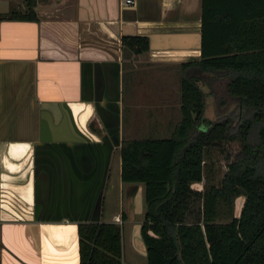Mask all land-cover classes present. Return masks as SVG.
<instances>
[{
  "label": "crops",
  "instance_id": "crops-1",
  "mask_svg": "<svg viewBox=\"0 0 264 264\" xmlns=\"http://www.w3.org/2000/svg\"><path fill=\"white\" fill-rule=\"evenodd\" d=\"M33 8L35 19L8 17L27 13L26 0H0V264H79V221L144 217V182L121 178V142L174 129L168 66L199 65L182 62L201 58L202 11L199 0ZM124 34L162 40L134 52Z\"/></svg>",
  "mask_w": 264,
  "mask_h": 264
},
{
  "label": "trees",
  "instance_id": "trees-1",
  "mask_svg": "<svg viewBox=\"0 0 264 264\" xmlns=\"http://www.w3.org/2000/svg\"><path fill=\"white\" fill-rule=\"evenodd\" d=\"M34 3L26 0L25 14L5 16L35 19ZM201 11V58L182 63L229 72L228 91L250 113L234 129L228 119H206L194 74L181 79L180 118L169 135L123 137L121 178L145 187L146 260L132 264H264V0H201ZM121 40L134 52L149 48L146 35ZM225 139L241 146L216 182L204 175L211 169L206 156ZM203 178L204 187L193 186ZM240 194L242 206L232 215ZM221 204L230 219L221 217ZM77 226L79 264H129L122 260L119 223Z\"/></svg>",
  "mask_w": 264,
  "mask_h": 264
},
{
  "label": "rangeland",
  "instance_id": "rangeland-1",
  "mask_svg": "<svg viewBox=\"0 0 264 264\" xmlns=\"http://www.w3.org/2000/svg\"><path fill=\"white\" fill-rule=\"evenodd\" d=\"M147 57V52L145 53ZM170 67V68H169ZM163 68V67H159ZM165 68V67H164ZM168 75L171 79L173 78L172 87L175 89V99L178 103L179 92H180V77H196L197 84L202 88L204 92L205 108L204 116L208 120L213 119H228L231 121V129L237 127L240 122L241 116L247 115L250 112L245 107H240L237 98L231 94L227 89V82L230 78V73L223 70L210 69L199 65H188L186 67L181 66L180 63H175L174 65L168 66ZM161 72V73H160ZM163 73L159 71V75ZM175 78V79H174ZM198 79V80H197ZM177 107V106H176ZM179 118V113H175L173 119ZM240 143L238 140H222L215 145L210 147V155L206 156V166H211L210 170H205L204 175L211 180L219 182L223 176L224 171L227 168V163L229 160L233 159L236 153L240 149ZM113 171L116 172L118 168L117 163L113 164ZM119 176L113 173L111 180L116 179ZM207 180L203 178L200 181H194L193 186L202 188L206 184ZM112 192V190H111ZM113 197V192L111 193ZM244 195L240 194L235 197L232 206V215H237L239 209L242 206ZM118 204V201H117ZM142 211V210H141ZM221 212L223 219H230L231 214H229V209L225 208L221 204ZM129 221L124 222L122 226V249H123V259L125 262L132 264L134 262H143L146 260V255L141 253V250H145L144 241L140 234V225L143 218L140 214L138 208L127 209Z\"/></svg>",
  "mask_w": 264,
  "mask_h": 264
},
{
  "label": "water",
  "instance_id": "water-1",
  "mask_svg": "<svg viewBox=\"0 0 264 264\" xmlns=\"http://www.w3.org/2000/svg\"><path fill=\"white\" fill-rule=\"evenodd\" d=\"M199 9H201V0H199ZM199 19H200V17H199ZM160 37H164V36L162 35ZM158 40H162V38H159V36H157L156 34L155 35L154 34H150L149 35V46L153 47L158 42ZM195 44H197L198 46L200 45V34H199V32H197L195 34ZM144 246H145V244H144ZM145 251H146V248H145L144 252Z\"/></svg>",
  "mask_w": 264,
  "mask_h": 264
},
{
  "label": "built area",
  "instance_id": "built-area-1",
  "mask_svg": "<svg viewBox=\"0 0 264 264\" xmlns=\"http://www.w3.org/2000/svg\"><path fill=\"white\" fill-rule=\"evenodd\" d=\"M126 1H130V2H133V0H126Z\"/></svg>",
  "mask_w": 264,
  "mask_h": 264
}]
</instances>
